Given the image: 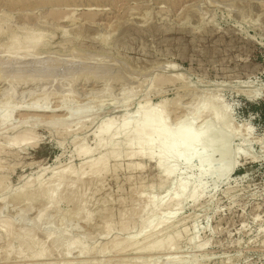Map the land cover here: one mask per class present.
Instances as JSON below:
<instances>
[{
    "label": "rangeland",
    "instance_id": "rangeland-1",
    "mask_svg": "<svg viewBox=\"0 0 264 264\" xmlns=\"http://www.w3.org/2000/svg\"><path fill=\"white\" fill-rule=\"evenodd\" d=\"M38 32L35 49L14 50ZM0 52V107L8 104L0 113L21 109L0 126V264H264V0H0ZM163 100L172 123L203 103L225 107L233 157L202 169L195 160L167 176L156 158L124 145L97 167L102 173L89 169L85 162L111 151L79 155L96 147L104 120L119 125L141 104ZM86 108L85 119L66 116ZM25 131L35 139L16 144ZM61 172L71 176L52 204L44 191Z\"/></svg>",
    "mask_w": 264,
    "mask_h": 264
},
{
    "label": "bare ground",
    "instance_id": "bare-ground-1",
    "mask_svg": "<svg viewBox=\"0 0 264 264\" xmlns=\"http://www.w3.org/2000/svg\"><path fill=\"white\" fill-rule=\"evenodd\" d=\"M24 1V0H23ZM19 2V1H18ZM17 3V2H16ZM6 14V13H5ZM4 15V14H3ZM76 27V26H75ZM74 28V27H73ZM3 30V29H2ZM64 30H66V29H64ZM43 32V31H42ZM39 33V35H32L31 34V36H29L31 39L30 40H28L27 42H26V44H27V46H25V44H24V46H23V43L22 42H17L16 43V45L14 44H12L13 45V47H14V50L15 51H20V50H23V52H24V50H30V49H35L36 48V43H37V40H39V38H40V36H41V34H40V32H38ZM64 33H66L67 34V32H64ZM45 34V33H44ZM43 35V34H42ZM42 37V36H41ZM109 37V36H108ZM107 36H106V38H108ZM43 38V37H42ZM41 38V39H42ZM19 39V38H18ZM40 39V40H41ZM109 39V38H108ZM39 40V41H40ZM17 41V40H16ZM108 42V41H107ZM19 43H22V44H19ZM40 43V42H39ZM21 45V46H20ZM42 46V45H41ZM12 47V46H11ZM38 48V47H37ZM32 51V50H31ZM2 52V51H1ZM0 52V53H1ZM35 52V51H34ZM33 52V53H34ZM73 53V52H72ZM2 54H3V52H2ZM29 54H30V52H29ZM1 55V54H0ZM4 55H5V53H4ZM47 55H49V54H47ZM68 55V54H67ZM70 55V54H69ZM68 55V56H69ZM3 56V55H2ZM36 56V55H35ZM87 56V55H86ZM85 56V57H86ZM90 56V55H89ZM88 56V57H89ZM73 57H74V55H73ZM79 57V56H78ZM82 57H83V55H82ZM1 58V57H0ZM42 58V57H41ZM93 58V57H92ZM98 58V57H97ZM37 59V58H36ZM40 59V58H39ZM82 59V58H81ZM84 59V58H83ZM87 59V58H86ZM91 59V58H90ZM5 60V59H4ZM8 60V59H7ZM50 60V59H49ZM92 60V59H91ZM96 60V59H95ZM100 60H101V58H100ZM107 60V59H106ZM15 61V60H14ZM42 61V60H41ZM41 61H38V62H41ZM8 62V61H7ZM37 62V61H36ZM96 62V61H95ZM94 62V63H95ZM103 62H105V61H103ZM117 62V61H116ZM2 63H3V61H2ZM1 63V64H2ZM5 63V62H4ZM87 63V62H86ZM99 63H100V61H99ZM115 63V62H114ZM9 64V63H8ZM27 64V63H26ZM53 64V63H52ZM57 65H58V63H56ZM92 64H93V62H92ZM116 64V63H115ZM6 65V64H5ZM19 65V64H18ZM96 65H98L99 66V64H97L96 63ZM114 65V64H113ZM121 65V64H120ZM22 66V65H21ZM25 66V65H24ZM28 66V65H27ZM31 66H32V64H31ZM31 66H29V67H31ZM34 66H36V65H34ZM51 66V65H50ZM85 66V65H84ZM88 66V65H87ZM90 66V65H89ZM1 67V66H0ZM14 67V66H13ZM16 67V66H15ZM23 67V66H22ZM40 67V66H39ZM44 67V66H43ZM58 67V66H57ZM90 67H92V66H90ZM89 67V68H90ZM100 67V66H99ZM102 67V66H101ZM113 67V66H112ZM111 67V68H112ZM117 67V66H116ZM5 68V67H4ZM115 68V67H114ZM119 68V67H118ZM18 69V68H17ZM37 69V68H36ZM42 69V68H41ZM82 69H83V67H82ZM87 69V68H86ZM86 69H85V72H86ZM95 69V68H94ZM104 69V68H103ZM4 70V69H3ZM2 70V71H3ZM24 70V69H23ZM50 70V69H49ZM81 70V69H80ZM98 70V69H97ZM117 70V69H116ZM115 70V71H116ZM1 71V70H0ZM21 71V70H20ZM25 71V70H24ZM23 71V72H24ZM41 72L43 71V70H40ZM52 71V70H51ZM84 71V70H83ZM82 71V72H83ZM89 71V70H88ZM91 71H92V69H91ZM37 72V71H36ZM94 72L95 71H93V74H94ZM108 72V71H107ZM107 72H106V74H107ZM17 73V72H16ZM40 73V72H39ZM97 73H100V72H97ZM103 73V72H102ZM101 73V74H102ZM112 73V72H111ZM2 74H4V73H2ZM7 74V73H6ZM17 74H19V72L17 73ZM23 74V73H22ZM29 74V73H28ZM37 74V73H36ZM81 74V73H80ZM80 74H79V76H80ZM92 74V73H91ZM92 74V75H93ZM105 74V75H106ZM108 74H110V72L108 73ZM130 74H132V73H130ZM134 74V73H133ZM132 74V75H133ZM14 75V74H13ZM25 75V74H24ZM40 75H42V74H40ZM44 75V74H43ZM111 75H114L113 73L111 74ZM135 75V74H134ZM137 75V74H136ZM3 75H1V77H2ZM6 76H8V75H6ZM10 76V75H9ZM20 76V75H19ZM82 76V75H81ZM89 76V75H88ZM109 76V75H108ZM25 77H28V75L27 76H25ZM25 77H22L23 79L25 78ZM31 77V76H30ZM30 77H28V80L29 81H31L32 80V78H31V80L29 79ZM33 77V76H32ZM104 77V76H103ZM102 77V78H103ZM110 77V76H109ZM5 78V77H4ZM7 78V77H6ZM10 78H12V77H10ZM14 78V77H13ZM16 79H17V76L15 77ZM38 78V77H37ZM42 78V77H41ZM86 78V77H85ZM21 79V78H20ZM22 79V80H23ZM27 79V78H26ZM134 79V78H133ZM11 80V79H10ZM25 80V79H24ZM23 80V81H24ZM33 80H34V78H33ZM36 80V79H35ZM103 80H105V78H103ZM12 82L13 81H15V80H11ZM19 81V80H18ZM15 82H17V81H15ZM25 82H27V81H25ZM12 90V89H11ZM47 90H49V89H47ZM46 91V90H45ZM5 92V91H4ZM13 92V91H12ZM15 92V91H14ZM14 92L13 93H8V92H6V93H8V94H6V95H8L7 97V101H8V99L9 98H13V96L15 95L14 94ZM129 92V91H128ZM47 93V92H46ZM50 93V92H49ZM1 94V93H0ZM24 94V93H23ZM6 97V96H5ZM4 97V98H5ZM45 97V96H44ZM47 97V96H46ZM94 98V97H93ZM96 98V97H95ZM130 98V96L128 95L127 96V99L126 100H128ZM6 100V99H5ZM46 100V99H45ZM44 100V101H45ZM95 102V101H94ZM206 102H208V101H206ZM211 102V101H210ZM203 103V106H201V107H199L197 110L195 109V111L193 112V110H192V113L190 114L189 113V110H188V113L189 114H184V115H182V116H177L176 115V122L174 123H172V121L171 122H169V116H168V114L165 112V108H167V107H169V104L167 103V101H162V102H160L159 104H156V105H149L148 103H144V104H141L136 110H135V112H133V114H129L130 116H124V118L122 119V123L121 124H116V119L114 118V117H109V118H107L106 120H104V122H102L101 123V125L97 128V131L94 133L95 135V141H96V147L95 148H91L90 146H84V147H82V146H80V147H82L81 149H79V155H86V154H90L91 152H93V151H95L96 149H99V148H104V150H105V147H110L111 148V151L110 152H108V154H103L104 156H101L100 158H98V159H96L95 158V160L94 161H88V162H85V164L87 165V166H89V169H91L92 167H94L95 166V168L96 169H94V171H96L97 169V172L100 174V172L102 171L101 169H103V167H99V168H97L99 165L101 166V164H105V165H107L106 163H105V161L108 159V158H106L107 156H110V157H112V156H114V157H118V156H120L119 154H120V149L121 148H123V147H121V146H124V145H127V148L129 147V146H134V145H136L137 146V150H138V152H135L136 154H138V153H140V154H146V155H148V156H150V157H154V158H156L155 160H157V163H158V166H160L162 169H163V172L167 175V176H171L172 174H174L175 172H176V170H180L178 167L180 166V165H182V164H185V165H187V166H189V167H192V165H193V162L195 161V160H197L198 161V163L200 164V165H202V166H198L200 169H202L201 167H203V165H205V163H210V162H213L214 163V161H225V159H227L228 157H230V154H231V156H232V153H230V150H231V148H230V146L228 147V141H231L230 140V138H231V135L230 134H232V127H231V115H230V113H228L229 111H227V109L225 108V107H223V106H218V105H215V104H211V103ZM3 103H4V101H3ZM166 104H168V105H166ZM8 104L5 102L4 103V105L3 106H1V107H4V106H7ZM27 105V104H26ZM24 106V105H23ZM23 106H22V108H23ZM35 106V105H34ZM167 106V107H166ZM1 107H0V110H1ZM17 107H20L19 106V104L17 105ZM30 107V106H29ZM32 107V106H31ZM37 107V106H36ZM35 107V108H36ZM43 107V106H42ZM45 107V106H44ZM62 107V106H61ZM92 107V106H91ZM4 108H6V107H4ZM27 108V107H26ZM32 108H34V107H32ZM34 108V109H35ZM40 110H42L41 109V107H38ZM57 108V110H44V111H47V112H58V110H61V109H59L58 107H56ZM88 108V107H87ZM86 108V109H87ZM3 109V108H2ZM8 109V108H7ZM12 109V110H11ZM11 109H8L9 111H5L4 109V111L6 112V113H4V111L2 112V113H0V126H1V123L3 124V122H5L8 118H11V116L16 112V109L19 111V110H21V109H19V108H15L14 109V107L13 108H11ZM25 109V108H24ZM31 109V108H30ZM86 109H75L76 111H73L72 110V112H70L69 110V115L67 114L66 116L69 118V116H77L79 119H85V117H86V113H88V109L86 110ZM90 109V108H89ZM93 109V108H92ZM91 109V110H92ZM168 109V108H167ZM62 110H63V108H62ZM38 111V110H37ZM90 111V110H89ZM94 111V110H93ZM168 111V110H167ZM1 112V111H0ZM92 112V111H91ZM18 114H20L21 115V112L20 113H18ZM52 115V114H51ZM65 115V114H64ZM128 115V114H127ZM170 115V114H169ZM190 115V116H189ZM57 116V115H56ZM55 116V117H56ZM88 116V115H87ZM209 116V117H208ZM63 117H65V116H63ZM67 117H65V118H67ZM73 117H71L72 119H73ZM211 117V118H210ZM54 118V117H53ZM52 118V119H53ZM57 118V117H56ZM67 118V119H68ZM75 118V117H74ZM60 119V118H59ZM70 119V118H69ZM81 119V120H82ZM54 120V119H53ZM53 120H51V121H53ZM57 120V119H56ZM56 120L54 121V123L56 124ZM64 119H62V121H63ZM66 120V119H65ZM64 120V121H65ZM77 120V119H76ZM80 120V121H81ZM174 120V121H175ZM61 121V120H60ZM63 121V122H64ZM68 121L69 120H67V122H64V123H67V125H68ZM118 121V120H117ZM25 122V121H24ZM58 122V121H57ZM71 122V121H70ZM53 123V124H54ZM59 123V122H58ZM57 123V124H58ZM61 123V122H60ZM78 124V123H77ZM79 124H81V122L79 123ZM64 125V124H63ZM17 126V125H16ZM65 127H67V126H65ZM69 127V126H68ZM18 128V127H17ZM10 129H12V128H10ZM66 130V129H65ZM234 131L236 130V129H233ZM233 131V132H234ZM238 132V131H237ZM233 134H235V133H233ZM232 134V135H233ZM236 135V134H235ZM234 135V136H235ZM34 136V135H33ZM238 137V136H237ZM120 138H122L121 140H119ZM233 138V137H232ZM231 138V139H232ZM8 139V138H7ZM33 139H35L34 137H32V136H30V131H25L18 139H16V144H27L29 141H31V140H33ZM15 140V139H14ZM12 140H10V142H11ZM14 142V141H13ZM26 142V143H25ZM8 144H11V143H8ZM13 144V143H12ZM29 144V143H28ZM230 144V143H229ZM31 145V144H30ZM33 145V144H32ZM231 145H232V143H231ZM6 146V145H5ZM8 146V145H7ZM6 146V147H7ZM2 147V146H1ZM121 147V148H120ZM135 147V146H134ZM20 148V147H19ZM27 147H25V149H26ZM103 148H102V150H103ZM4 149V148H3ZM12 149V148H11ZM23 149V148H22ZM21 149V150H22ZM126 149V148H125ZM131 149V148H130ZM133 149V148H132ZM233 149H235V148H232V152H233ZM122 150V149H121ZM237 150V149H236ZM241 150V149H240ZM4 153L3 151H0V153ZM99 152V151H98ZM242 152V151H241ZM240 152V153H241ZM21 153H23V152H21ZM125 153V152H124ZM128 153V152H127ZM235 153H237V151L235 152ZM239 153V152H238ZM237 153V154H238ZM246 153V152H245ZM5 154V153H4ZM9 154V153H8ZM10 154H11V152H10ZM93 154V153H92ZM96 154H97V152H96ZM130 154H132V153H130ZM140 154H139V156H140ZM3 155V154H2ZM7 155V154H6ZM13 155V154H12ZM91 155V154H90ZM95 155V154H94ZM122 155V154H121ZM125 155V154H124ZM123 155V156H124ZM133 155H135V154H133ZM233 155H234V153H233ZM100 156V155H99ZM123 156H121V157H123ZM138 156V157H139ZM147 156V157H148ZM113 157V158H114ZM134 157V156H133ZM132 157V158H133ZM142 158H144L143 156H141ZM149 157V158H150ZM233 157V156H232ZM154 158L153 159H151V160H154ZM115 159V158H114ZM121 159V158H120ZM131 159V158H130ZM230 159V158H229ZM93 160V159H92ZM116 160H118V159H116ZM228 160V159H227ZM108 161V160H107ZM106 161V162H107ZM110 161V160H109ZM234 161H235V159H234ZM230 162V161H229ZM170 163H172V165H170ZM223 163V162H222ZM231 163H232V160H231ZM109 164V163H108ZM134 164V163H133ZM132 164V165H133ZM156 164V163H155ZM212 164V163H211ZM211 164H210V166H211ZM215 164V163H214ZM84 165V164H83ZM139 165V164H138ZM142 165H144V164H141V167H143ZM225 164H223V166H224ZM103 166V165H102ZM137 165H134V167H136ZM145 166V165H144ZM150 166V165H149ZM194 166V165H193ZM208 167L207 165H206V167H208V169L209 170H211V167ZM221 166V165H220ZM223 166H221V167H223ZM231 166H233V163H232V165ZM234 166H235V164H234ZM82 167V166H81ZM80 167V168H81ZM147 167V166H146ZM152 167H154V166H152ZM214 166H212V168H213ZM216 167H218V166H216ZM221 167H219V168H221ZM229 167V166H228ZM87 168L88 167H86V169H84V170H87ZM101 168V169H100ZM116 168V167H115ZM114 168V169H115ZM131 168V167H130ZM178 168V169H177ZM180 168H182V167H180ZM224 168V167H223ZM226 168V167H225ZM93 169V168H92ZM92 169H91V171H92ZM108 170H111V169H109V166H108V168H107ZM106 168L104 169L105 171H108ZM113 169V170H114ZM136 169H137V167H136ZM141 169V168H140ZM205 169V168H204ZM207 169V168H206ZM213 169H215V168H213ZM222 169V168H221ZM229 169V168H228ZM227 169V170H228ZM83 170V169H82ZM188 170V169H187ZM225 170V169H224ZM230 171H231V167H230V169H229ZM233 170V169H232ZM91 171H90V176L92 177L94 174L96 175L97 173H95V172H92L91 173ZM100 171V172H99ZM115 171V170H114ZM215 171V170H214ZM219 171H220V169H219ZM222 171V170H221ZM220 171V172H221ZM226 171V170H225ZM68 172H71L72 173V170H68ZM68 172H66L67 174H64L65 173V171H64V173L63 172H61V173H55L56 175H53L52 177H53V179H52V182H54V183H52L53 185H51V186H53L52 188L50 187H47L48 188V190L47 191H44L45 193H47V194H45V199L48 197V199H50V201L49 202H51V201H54L53 199H55L58 195V192L60 191V188H61V186L65 183V182H67L66 180H68L67 179V177H70L71 176V173H69L70 174V176H68L69 174H68ZM83 172H86V171H83ZM82 172V173H83ZM87 172H89V171H87ZM205 172H206V170H205ZM216 172V171H215ZM214 172V173H215ZM218 172V171H217ZM74 173V172H73ZM82 173H80V174H82ZM94 173V174H93ZM102 173V172H101ZM181 173V172H180ZM200 173H201V171H200ZM199 173V174H200ZM210 173V172H209ZM79 174V175H80ZM91 174H93V175H91ZM177 174H178V171H177ZM202 174H205L204 172L202 173ZM207 174H208V171H207ZM213 174V173H212ZM225 174V173H224ZM230 174V173H229ZM232 174V173H231ZM76 176H74V174H72V178H77V174H75ZM78 175V176H79ZM84 174H82V176H83ZM85 175H87L86 173H85ZM182 175H184V174H182ZM181 175V176H182ZM206 175V174H205ZM219 175H220V173H219ZM221 175H223V174H221ZM227 175H228V173H227ZM74 176V177H73ZM81 176V177H82ZM97 176V175H96ZM95 176V177H96ZM159 176V175H158ZM180 176V177H181ZM95 177H93V178H95ZM178 177V176H177ZM220 177V176H219ZM224 177H225V175H224ZM229 177H230V175H229ZM229 177H228V179H229ZM74 178V179H75ZM92 178V179H93ZM161 178V177H160ZM162 178H163V176H162ZM222 178V177H221ZM227 178V177H226ZM70 179V178H69ZM158 179H159V177H158ZM180 179V178H179ZM186 179V178H185ZM50 181H51V179H49ZM78 180V179H77ZM91 180V179H90ZM161 180V179H160ZM183 180V179H182ZM187 180V179H186ZM185 180V182L184 181H182V182H180V184H178L179 185V187H177L178 189L176 190V193H175V198H173V197H171V198H173L172 200H173V202L174 203H178L179 204V202H181V200H182V197H183V199H184V196H185V194H186V192H187V190H188V188H189V182L188 181H186ZM189 180V179H188ZM75 180H73V182H74ZM50 183V182H49ZM176 183V182H175ZM178 183H179V181H178ZM190 183H191V181H190ZM39 184H41V183H39ZM45 184H47V183H45ZM74 184V183H73ZM163 184V183H162ZM168 185H169V183H167ZM167 184H166V186H167ZM30 185V184H29ZM29 185H25V187L27 186V187H29ZM68 185V184H67ZM200 185V184H199ZM50 186V185H49ZM65 186V185H64ZM174 186V185H173ZM162 187V186H161ZM164 187V186H163ZM172 187V186H171ZM195 187V186H194ZM197 187V186H196ZM195 187V188H196ZM199 187V186H198ZM39 188V187H38ZM40 188H42V187H40ZM40 188L38 189V190H40ZM175 188V187H174ZM199 188H202V187H199ZM24 189V188H23ZM65 189V188H64ZM203 189V188H202ZM28 189L26 188L25 189V191H27ZM37 190V189H36ZM175 190V189H174ZM64 191V190H63ZM28 192H29V190L27 191V192H25V193H27L28 194ZM34 192V191H33ZM66 192V191H65ZM55 193H57V194H55ZM67 193V192H66ZM173 193V192H172ZM198 193V190L197 189H195L194 191H193V193H192V197L193 198H195L194 196H196V195H198L197 194ZM22 194H23V192H22ZM71 194V193H70ZM190 194V193H189ZM25 195V194H24ZM47 195V196H46ZM57 195V196H56ZM199 195H200V193H199ZM26 196V195H25ZM28 196V195H27ZM55 196V197H54ZM152 197V196H151ZM155 197H156V195H155ZM190 197V196H189ZM191 197V198H192ZM201 197V196H200ZM192 198V199H193ZM198 198V197H197ZM59 199V198H58ZM58 199H56V200H58ZM151 199V198H150ZM187 199V198H186ZM171 200V201H172ZM195 200V199H194ZM153 201H155V200H153ZM152 201V202H153ZM171 201H169V202H171ZM58 202V201H57ZM151 202V203H152ZM165 202H166V200H165ZM183 202V201H182ZM195 202V201H194ZM52 203V202H51ZM151 203H150V205H151ZM155 203V202H154ZM168 203V202H167ZM50 204V203H49ZM52 204H54V203H52ZM51 204V205H52ZM153 204V203H152ZM162 204V203H161ZM169 204V203H168ZM171 204V203H170ZM181 205H182V203H180ZM149 204L147 205L148 206V208H149V206H150ZM163 205H165L166 206V203H163ZM173 205V204H172ZM155 206H157L156 204H155ZM175 206V205H174ZM151 207H154V206H151ZM161 207V206H160ZM159 207V209H161ZM169 207V206H168ZM175 207H177V206H175ZM147 208V207H146ZM148 208H147V210H148ZM157 208V207H156ZM156 208H153V210L154 209H156ZM163 208H165L164 206L162 207V209ZM172 208V207H171ZM150 209V208H149ZM159 209H156V210H159ZM173 209H174V207H173ZM172 209V210H173ZM45 210H46V207H45ZM44 210V211H45ZM151 210V209H150ZM149 210V211H150ZM153 210H152V212H153ZM155 210V211H156ZM47 211V210H46ZM167 211H171L170 209H167ZM151 212V211H150ZM157 212V211H156ZM155 212V213H156ZM159 212V211H158ZM158 212H157V214H158ZM174 212V211H173ZM173 212L170 214V215H173ZM164 213V212H163ZM41 214V213H40ZM146 214H148V213H146ZM152 214V213H151ZM151 214H149V215H151ZM165 214H167V213H165ZM39 215V214H38ZM155 215V214H154ZM169 215V214H168ZM85 216V215H84ZM152 216V215H151ZM38 217V216H37ZM46 217V216H45ZM87 217V216H86ZM44 218V214L43 215H40V217L38 218V219H40V220H44L43 219ZM145 218H147V217H145ZM145 218H143V221L145 220ZM163 218V217H162ZM36 219V218H35ZM146 220H148V219H146ZM146 220H145V225L148 223H146ZM37 221V220H36ZM149 221V220H148ZM153 221V220H152ZM162 221V220H161ZM161 221H160V223L158 224V225H160L161 224ZM151 221H149V223H150ZM163 222H164V219H163ZM115 225V224H114ZM8 226L10 227V224H8ZM143 226H144V224H143ZM8 227V228H9ZM148 227V226H147ZM149 228V227H148ZM154 228V227H153ZM167 229H169V228H167ZM10 230V229H9ZM149 230V229H148ZM152 230V229H151ZM156 230V229H155ZM159 230V229H158ZM164 230H166V229H164ZM144 231V230H143ZM146 231V230H145ZM163 231V230H162ZM161 231V232H162ZM140 232V231H139ZM150 232V231H149ZM158 232V231H157ZM167 232V231H166ZM165 232V233H166ZM168 233V232H167ZM162 233H160V235H161ZM178 234V233H177ZM176 234V235H177ZM146 235V234H145ZM155 235H157V234H155ZM164 235V234H163ZM178 235H180L181 236V233L180 234H178ZM177 235V238L179 237ZM147 236H148V234H147ZM146 236V237H147ZM152 236H153V233H152ZM159 236V235H158ZM169 236V235H168ZM172 235H170V237H171ZM154 237V236H153ZM157 237V236H156ZM174 237V236H173ZM57 238V237H56ZM176 238V239H177ZM148 239V238H147ZM150 239H152V238H150ZM164 239H165V236H164V238H163V241H164ZM173 240H174V238H172ZM175 239V240H176ZM180 239V238H179ZM139 240V239H138ZM137 240V241H138ZM155 240V239H154ZM162 240V239H161ZM166 240V242L167 241H171L172 242V240L170 239L169 240V238L167 237V239H165ZM136 241V242H137ZM140 241V240H139ZM162 241V242H163ZM178 241V240H177ZM176 241V242H177ZM142 242H144L145 243V241H143V239H142ZM141 242V243H142ZM146 242H148L147 240H146ZM149 242H151V241H149ZM148 242V243H149ZM166 242L164 243L165 245H166ZM168 242V243H169ZM76 243V241H71V242H69V244H68V249L69 248H71L74 244ZM121 243V242H120ZM126 243V242H125ZM140 243V244H141ZM147 243V244H148ZM152 243V242H151ZM167 243V244H168ZM122 244V243H121ZM136 245H137V248H139V249H143L144 250V252L148 249V251H150L149 249H151V245L152 244H150L149 246H150V248L148 247V245H146L147 247H145V245L144 246H139L138 247V244L139 243H135ZM139 244V245H140ZM146 244V243H145ZM160 244H161V241H159V240H156V241H154L153 242V245H156V249L158 250V248H159V246H160ZM175 244V243H174ZM177 244V243H176ZM116 245V244H115ZM130 245V244H129ZM142 245V244H141ZM165 245H164V247H165ZM172 246H173V242H172V244H171ZM157 246H158V248H157ZM166 246H168V245H166ZM171 246V247H172ZM176 246V245H175ZM118 247H119V245H118ZM130 247H132V245L130 246ZM134 247V246H133ZM155 247V246H154ZM169 247V246H168ZM28 248V247H27ZM135 248V247H134ZM163 247L161 246V249H162ZM166 248V247H165ZM146 249V250H145ZM39 250V249H38ZM70 250V249H69ZM82 250V249H81ZM143 250H141V251H143ZM152 251L154 250L153 248L151 249ZM160 250V249H159ZM158 250V251H159ZM42 251V250H41ZM44 251V250H43ZM138 251V250H137ZM80 252H82V251H80ZM69 254V253H68ZM34 255V254H33ZM45 255V254H44ZM40 256V255H39ZM42 257H43V255H42ZM126 261V260H125ZM128 261V260H127ZM134 261V260H133Z\"/></svg>",
    "mask_w": 264,
    "mask_h": 264
},
{
    "label": "trees",
    "instance_id": "trees-1",
    "mask_svg": "<svg viewBox=\"0 0 264 264\" xmlns=\"http://www.w3.org/2000/svg\"><path fill=\"white\" fill-rule=\"evenodd\" d=\"M263 116H264V112H262Z\"/></svg>",
    "mask_w": 264,
    "mask_h": 264
}]
</instances>
